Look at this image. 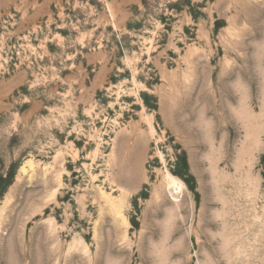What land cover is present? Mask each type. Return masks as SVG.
Wrapping results in <instances>:
<instances>
[{"label": "rangeland", "instance_id": "374dc122", "mask_svg": "<svg viewBox=\"0 0 264 264\" xmlns=\"http://www.w3.org/2000/svg\"><path fill=\"white\" fill-rule=\"evenodd\" d=\"M0 264H264V0H0Z\"/></svg>", "mask_w": 264, "mask_h": 264}, {"label": "bare ground", "instance_id": "6f19581e", "mask_svg": "<svg viewBox=\"0 0 264 264\" xmlns=\"http://www.w3.org/2000/svg\"><path fill=\"white\" fill-rule=\"evenodd\" d=\"M180 182L174 178H171V177H168L167 179V185H168V188L171 189V190H178V188L180 187Z\"/></svg>", "mask_w": 264, "mask_h": 264}]
</instances>
